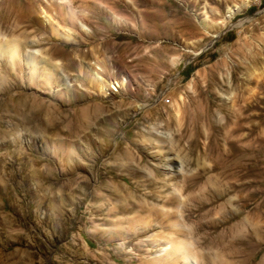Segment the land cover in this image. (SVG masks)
<instances>
[{
	"label": "rangeland",
	"instance_id": "374dc122",
	"mask_svg": "<svg viewBox=\"0 0 264 264\" xmlns=\"http://www.w3.org/2000/svg\"><path fill=\"white\" fill-rule=\"evenodd\" d=\"M0 10L18 23H0L3 34L76 63L66 89L0 60V264H155L150 240L170 230L155 219L133 234L129 219L188 178L202 264H264V0H0ZM169 157L183 169L167 174ZM68 168L81 177L71 187Z\"/></svg>",
	"mask_w": 264,
	"mask_h": 264
},
{
	"label": "bare ground",
	"instance_id": "6f19581e",
	"mask_svg": "<svg viewBox=\"0 0 264 264\" xmlns=\"http://www.w3.org/2000/svg\"><path fill=\"white\" fill-rule=\"evenodd\" d=\"M15 21L10 22V20H8L7 18L4 19L2 16V11L0 10V23L1 24L2 23L5 24L7 22V23H9V25H11L12 27H14L16 29V28H18V23H16ZM217 36H218V34L214 35V37H217ZM31 46H33V42L32 43L31 42L30 43L29 42H22V40H20L16 37L7 36V35L3 34V32L0 31V60L4 59L9 68L20 67L22 65L25 68H28L32 74H34V73L43 74V75H45L46 79L52 80L53 78H55L58 81L63 82L65 85V88L69 89L70 84L68 81V77L65 76L63 71L67 70V69L74 68L76 63L67 62V63L60 64L59 62H53L51 59L41 55L39 50H33V48ZM53 46H54L52 48L53 54H55V55L63 54L62 48L59 47V45H53ZM78 66H79L80 71L83 72L84 76L88 79V81L92 82V84L97 85V87L99 89L103 90L104 87L99 82L102 80V78L98 74L97 70H95V68H93V66H91L90 64H86L85 66L82 64H78ZM1 77L2 76L0 75V79H1ZM0 83H1V80H0ZM49 85H51V84H49ZM66 91H68V90H66ZM31 109H33V107ZM181 113H183V112H181ZM38 117L37 118L35 117V118L37 120L39 119L40 122H44L43 119H41L40 117L38 118ZM196 118H199V117H197V115H196ZM31 119H34V118H31ZM31 119H29V120H31ZM179 119H180V117H179ZM193 119H195V118H193ZM183 120H184V117H183ZM36 121H34V122H36ZM177 123H179V122H177ZM198 123H200V122H198ZM196 124L197 123H195V126H196ZM46 125L50 129L51 126L48 125V122L46 123ZM188 125H190V124L188 123ZM8 131L4 130L3 132L5 134H7ZM252 133H255V129H252ZM253 139L256 142L257 139L255 138V136ZM195 144H197V141H196V139H193L191 141V145H195ZM75 160H76V156H75L74 152L72 150H67L63 154V159L61 160V162H63L65 165H67L70 162L75 161ZM182 161H184V160H181L180 164H183ZM178 162L176 159H174V157L173 158L172 157L167 158V161L165 164V166L169 169L167 174H169L172 171L177 172L178 170L183 169V168L179 169V166H178L179 163ZM254 169L255 168H253L252 170H254ZM67 170L70 171L69 172L70 175H69V177L66 178V182H67V185L69 187H71V185L77 179H81V177L75 176L73 173H71L72 170L70 168H68ZM131 174H132V172H131ZM49 179H51V180L53 179L54 181L57 180L56 178L51 177V176H49ZM192 179H189V178L183 179L181 182H183L184 180L185 181L181 185H179V187H176V188L173 187L174 189H172L168 193V195L166 194L165 196H163L162 201H161L162 202L161 205L150 204V203L148 205H146V204H144V202L143 203L140 202V204H136L137 207L139 208V210H137L135 212L139 211V213H137L135 216H133L132 218L129 219V224H130L129 226H131L133 234H139V233L147 232L149 230L153 231L157 226H159L158 224L155 223V219L156 220L159 219L160 224H162L165 228H168L170 230V232L168 233L169 235L167 237H162V238L152 237V239L150 240L151 242L149 244H150L151 248H155V247L157 248L158 247L161 250L153 258H151L150 262H152V263H155V264H202L203 254H201V251H199V242H197L194 239L195 229L192 225L189 224V221L194 218V213H196V210H190V209L186 210V204L187 203H186V198L183 195L184 191H187L193 187L194 181ZM46 180H47V178H46ZM118 184L123 190H127L129 188V183L127 181L120 182ZM161 185L163 186V184H161ZM167 185H165V186H167ZM157 193H159V192H157ZM154 196H155V198L157 197V195H154ZM158 196H159V194H158ZM136 205L135 206L133 205L134 208L136 207ZM205 207H206L205 204H201L200 207L198 208V212L202 211V209H204ZM140 211H141V213H140ZM159 221H158V223H159ZM130 243H133V241H131V240H128V241L124 240L123 241L124 245H129ZM15 264H18V262H15Z\"/></svg>",
	"mask_w": 264,
	"mask_h": 264
}]
</instances>
